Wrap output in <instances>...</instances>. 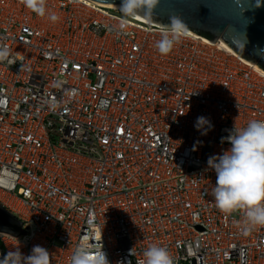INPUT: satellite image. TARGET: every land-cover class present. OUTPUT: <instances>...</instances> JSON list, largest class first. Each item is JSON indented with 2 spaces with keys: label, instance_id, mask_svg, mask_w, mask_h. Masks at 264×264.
<instances>
[{
  "label": "built area",
  "instance_id": "1",
  "mask_svg": "<svg viewBox=\"0 0 264 264\" xmlns=\"http://www.w3.org/2000/svg\"><path fill=\"white\" fill-rule=\"evenodd\" d=\"M46 9L0 0V204L24 224L0 230V260L138 264L159 245L173 264H264V226L215 207L207 163L264 121V71L187 29L161 55L164 26L100 3Z\"/></svg>",
  "mask_w": 264,
  "mask_h": 264
},
{
  "label": "clouds",
  "instance_id": "2",
  "mask_svg": "<svg viewBox=\"0 0 264 264\" xmlns=\"http://www.w3.org/2000/svg\"><path fill=\"white\" fill-rule=\"evenodd\" d=\"M21 3L38 16L44 17L47 13L46 0H21ZM160 3L161 0H121L118 10L126 18H152ZM49 19L56 21L58 17L50 14ZM185 32L181 17L171 15L163 38L157 44L160 54L167 55ZM4 55L5 52H0V58ZM195 127L206 134L212 125L201 116ZM226 140L230 148L221 155L210 156L207 161L217 178L211 189L215 207L225 214L243 210L249 229L264 226V121L253 120L244 128H234ZM0 264H50V254L36 245L28 255L19 249L8 253ZM71 264H106V260L101 251L93 254L91 249L81 247L74 253ZM138 264H173V259L165 247L150 245Z\"/></svg>",
  "mask_w": 264,
  "mask_h": 264
},
{
  "label": "water",
  "instance_id": "3",
  "mask_svg": "<svg viewBox=\"0 0 264 264\" xmlns=\"http://www.w3.org/2000/svg\"><path fill=\"white\" fill-rule=\"evenodd\" d=\"M171 15H179L193 34L212 42L222 40L243 60L264 71V0H161L153 17L146 19L165 27ZM18 228V223L0 207V230L16 233Z\"/></svg>",
  "mask_w": 264,
  "mask_h": 264
},
{
  "label": "bare ground",
  "instance_id": "4",
  "mask_svg": "<svg viewBox=\"0 0 264 264\" xmlns=\"http://www.w3.org/2000/svg\"><path fill=\"white\" fill-rule=\"evenodd\" d=\"M103 5H106V6H108V7H111V8H114V9H118L119 8V6H120V4H103ZM139 19H141V20H144V21H148L147 19H145L144 17H142V16H137ZM219 43H220V45L222 46V47H224V48H226V49H228V50H230V51H232L222 40H219ZM233 52V51H232ZM234 53V52H233ZM235 54V53H234ZM254 64V63H253Z\"/></svg>",
  "mask_w": 264,
  "mask_h": 264
},
{
  "label": "trees",
  "instance_id": "5",
  "mask_svg": "<svg viewBox=\"0 0 264 264\" xmlns=\"http://www.w3.org/2000/svg\"><path fill=\"white\" fill-rule=\"evenodd\" d=\"M0 207L3 209V207L1 206V204H0ZM4 210V209H3ZM6 211V210H5ZM7 212V214L9 215V217L11 218V219H13L14 221H16L17 223L19 222V220H17L16 219V217L12 214V213H10V212H8V211H6ZM19 224V223H18Z\"/></svg>",
  "mask_w": 264,
  "mask_h": 264
},
{
  "label": "rangeland",
  "instance_id": "6",
  "mask_svg": "<svg viewBox=\"0 0 264 264\" xmlns=\"http://www.w3.org/2000/svg\"><path fill=\"white\" fill-rule=\"evenodd\" d=\"M117 13L122 16V14L120 12H117ZM18 223H19L18 225H19L20 228L24 227V224L22 222H18Z\"/></svg>",
  "mask_w": 264,
  "mask_h": 264
}]
</instances>
